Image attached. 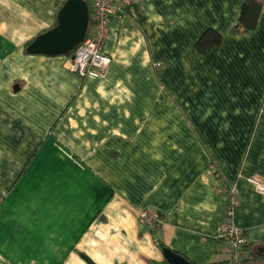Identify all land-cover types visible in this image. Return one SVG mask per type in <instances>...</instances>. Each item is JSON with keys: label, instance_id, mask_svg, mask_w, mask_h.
I'll return each mask as SVG.
<instances>
[{"label": "crops", "instance_id": "1", "mask_svg": "<svg viewBox=\"0 0 264 264\" xmlns=\"http://www.w3.org/2000/svg\"><path fill=\"white\" fill-rule=\"evenodd\" d=\"M67 0H0V264H229L218 225L264 253V9L246 0H141L111 19L100 78L27 46ZM213 29L221 43L196 48ZM150 209L163 223L149 229ZM167 263V262H166Z\"/></svg>", "mask_w": 264, "mask_h": 264}, {"label": "built area", "instance_id": "2", "mask_svg": "<svg viewBox=\"0 0 264 264\" xmlns=\"http://www.w3.org/2000/svg\"><path fill=\"white\" fill-rule=\"evenodd\" d=\"M90 7L89 31L83 42L68 56L67 66L83 79L100 78L108 70L112 58L104 53V43L108 35L111 19L123 9L141 0H85ZM259 192L264 194V182L251 179ZM228 204L217 228L218 237L225 242L231 259L229 264H244V250L248 245L244 231L236 223V212L239 199L234 186L227 193ZM143 224L151 230L161 224L162 215L157 211L146 209L141 211Z\"/></svg>", "mask_w": 264, "mask_h": 264}, {"label": "water", "instance_id": "3", "mask_svg": "<svg viewBox=\"0 0 264 264\" xmlns=\"http://www.w3.org/2000/svg\"><path fill=\"white\" fill-rule=\"evenodd\" d=\"M89 25V4L85 0H67L58 13L57 25L37 36L27 51L48 56L68 55L83 42ZM163 256L168 264H194L168 248L163 249Z\"/></svg>", "mask_w": 264, "mask_h": 264}, {"label": "trees", "instance_id": "4", "mask_svg": "<svg viewBox=\"0 0 264 264\" xmlns=\"http://www.w3.org/2000/svg\"><path fill=\"white\" fill-rule=\"evenodd\" d=\"M263 9H264V0H246L241 7L238 23L235 26L233 32L235 34L250 33L253 30H255ZM221 41H222V35L219 32L213 29H208L198 39L196 43V48L201 53L205 54L208 51H210L212 48L218 46L221 43ZM73 52H71L66 56L71 55ZM247 247L248 245H246L245 248ZM243 263L264 264V253L263 254L252 253V257L245 260ZM164 264H168V263L165 262Z\"/></svg>", "mask_w": 264, "mask_h": 264}]
</instances>
